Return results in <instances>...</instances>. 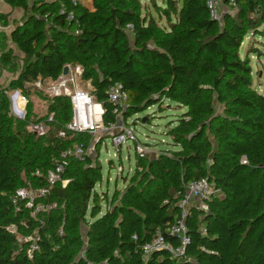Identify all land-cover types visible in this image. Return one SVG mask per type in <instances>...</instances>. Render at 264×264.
Returning a JSON list of instances; mask_svg holds the SVG:
<instances>
[{"label":"trees","instance_id":"trees-1","mask_svg":"<svg viewBox=\"0 0 264 264\" xmlns=\"http://www.w3.org/2000/svg\"><path fill=\"white\" fill-rule=\"evenodd\" d=\"M92 1L90 8L82 0H3L24 14L11 24L0 12V24L11 27L0 31V68L18 72L0 89V264H264V94L253 85L249 55L240 53L264 23V0H223L218 19L208 0H164L156 9L166 25L141 0ZM76 65L104 106L105 125L118 120L108 99L116 83L128 95L126 123L166 100L186 108L168 131L172 148L152 158L137 153L128 185L110 196L99 193L103 167L87 153L69 158L65 186L47 180L63 151H86L90 133L67 130L68 97L36 87L49 107L34 119L28 84L57 80ZM16 90L28 98L25 119L11 113ZM34 122L47 126L45 135L28 128ZM199 178L211 191L207 209L187 211L184 253H144L158 232L183 245L167 229L182 213L186 184ZM43 188L32 207L17 194Z\"/></svg>","mask_w":264,"mask_h":264},{"label":"rangeland","instance_id":"rangeland-1","mask_svg":"<svg viewBox=\"0 0 264 264\" xmlns=\"http://www.w3.org/2000/svg\"><path fill=\"white\" fill-rule=\"evenodd\" d=\"M87 1V3L90 2V0ZM164 3V0H141L142 6L158 19L161 25H166L167 22L164 16L159 18L156 5L164 7ZM225 11L226 7L222 5L220 13L223 14ZM0 12L7 14L11 24L15 20H21L24 14L22 9L11 8L5 2H0ZM10 29L11 27H4L0 24V31L9 33ZM259 29V32L254 34L249 33L246 36L241 46L240 53L242 57L249 55L253 69V85L260 93L264 94V23ZM18 57V63L21 65L22 55L20 54ZM17 77V71L0 68V89L8 88L10 82ZM78 85L86 91L92 92L93 90L89 81L80 79ZM28 87H31L32 91L29 98L33 110V118L37 119L45 116L48 112L49 102L43 100L35 93V86H33V84H28ZM43 87L44 89L47 88V83H44ZM44 94H46V92H44ZM12 108L13 99H11V113L13 114ZM185 111V107H181L175 102L166 100L160 105L155 104L138 115L132 116L128 119L127 123L124 121V117L120 116L118 121L122 122L126 128L131 129L136 134L138 142L129 139L119 148V151H117L112 142V136L119 130V125L111 130L90 134V141L87 142L86 153L95 159V162L99 160L97 163H101L103 167V180L98 187L99 193L107 191L110 196L116 189H125L129 183L130 176L134 174L137 168V144L140 143L144 145L146 148L145 155L151 158L156 156L161 149H171L172 144L168 131L175 125L171 123L179 119ZM26 191L31 201L38 196L37 190L26 189ZM85 229L86 227L83 226L82 230L85 231ZM22 241L23 239H20V242Z\"/></svg>","mask_w":264,"mask_h":264},{"label":"built area","instance_id":"built-area-1","mask_svg":"<svg viewBox=\"0 0 264 264\" xmlns=\"http://www.w3.org/2000/svg\"><path fill=\"white\" fill-rule=\"evenodd\" d=\"M76 2L77 0H72ZM85 4L92 8L93 1L82 0ZM3 2V0H0ZM223 0H208L207 4L210 9L211 16L214 18H220V9ZM229 4L232 6L236 5V0H229ZM60 12L66 15L67 19H72L74 17L73 11H68L63 5ZM83 68L80 65L74 67L69 66L68 75L63 76V74L57 80H42L39 78L33 85L46 92L50 97L66 96L69 98L72 106V118L67 124V130L74 132H87L94 134L97 132H104L116 128L118 125V131L112 136V142L116 147L117 151L123 146L125 142L129 139L138 142L136 134L131 130L126 128L122 122L118 121L116 123L105 125L103 122V114L105 112L102 103L96 102L93 94L89 91L80 88L78 81L82 79ZM47 83V88L44 89L43 85ZM10 98L13 99L12 112L15 117L19 119H25L27 115V105L28 98L21 90H16L10 94ZM109 101L114 105L113 113L117 115V118L122 116V110L126 108L128 95L122 86L118 83L113 85L108 93ZM97 106L100 110H97ZM53 114L50 115V119ZM30 130L35 132L38 136H43L47 132V126L43 122H34L30 125ZM59 136L65 137L66 131L61 130ZM137 153L143 157L146 154V148L142 144H137ZM86 151L81 146H75L69 148L61 153L59 160L57 161L56 167L50 170L47 176L48 183L51 186L57 182H62L63 186L68 183V179H63L62 174L65 168L69 164V158L72 156L84 157ZM241 162L246 163L247 160L243 157ZM36 174H40L37 170ZM211 186L207 178H199L189 181L185 186V194L179 200L178 205L182 208V213L180 217L176 218L175 222L170 225L167 229L170 235L176 236L181 240L182 246L175 247L171 241L167 240L161 232H158L152 241L147 242L143 246L144 253L149 254L153 250L166 249L170 252L178 255L184 253L185 245L188 243L189 238L187 236V227L185 223V218L189 207L195 206L199 209H207L205 204L206 197L210 194ZM39 194H45L48 189H38ZM18 196L22 198H29L26 189H20L17 192ZM28 207H32V201L28 202ZM136 238V236H134Z\"/></svg>","mask_w":264,"mask_h":264},{"label":"water","instance_id":"water-1","mask_svg":"<svg viewBox=\"0 0 264 264\" xmlns=\"http://www.w3.org/2000/svg\"><path fill=\"white\" fill-rule=\"evenodd\" d=\"M68 72H69V66H65L63 70V76L68 75Z\"/></svg>","mask_w":264,"mask_h":264},{"label":"bare ground","instance_id":"bare-ground-1","mask_svg":"<svg viewBox=\"0 0 264 264\" xmlns=\"http://www.w3.org/2000/svg\"><path fill=\"white\" fill-rule=\"evenodd\" d=\"M97 110H100V107L99 106H97Z\"/></svg>","mask_w":264,"mask_h":264}]
</instances>
